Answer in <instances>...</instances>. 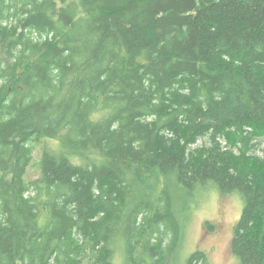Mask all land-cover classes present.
<instances>
[{"label": "trees", "instance_id": "obj_1", "mask_svg": "<svg viewBox=\"0 0 264 264\" xmlns=\"http://www.w3.org/2000/svg\"><path fill=\"white\" fill-rule=\"evenodd\" d=\"M263 141L264 0H0V264H208L211 183L264 264Z\"/></svg>", "mask_w": 264, "mask_h": 264}, {"label": "rangeland", "instance_id": "obj_2", "mask_svg": "<svg viewBox=\"0 0 264 264\" xmlns=\"http://www.w3.org/2000/svg\"><path fill=\"white\" fill-rule=\"evenodd\" d=\"M48 144L57 149L58 145L51 141ZM42 147L38 145L34 160L31 163L26 179L37 180L40 177L39 163ZM264 155V141L260 145ZM244 204L239 194H222L215 184L200 189L194 208L187 223L186 234L180 251V260L202 252L208 264H239L232 250L235 227L240 220ZM206 223L214 225L213 231L206 229Z\"/></svg>", "mask_w": 264, "mask_h": 264}]
</instances>
